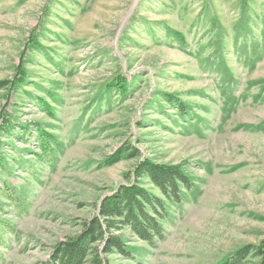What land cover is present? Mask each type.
<instances>
[{
	"label": "rangeland",
	"instance_id": "374dc122",
	"mask_svg": "<svg viewBox=\"0 0 264 264\" xmlns=\"http://www.w3.org/2000/svg\"><path fill=\"white\" fill-rule=\"evenodd\" d=\"M4 111L0 264L46 260L143 158L194 187L110 264H219L264 238V0H0Z\"/></svg>",
	"mask_w": 264,
	"mask_h": 264
},
{
	"label": "trees",
	"instance_id": "16d2710c",
	"mask_svg": "<svg viewBox=\"0 0 264 264\" xmlns=\"http://www.w3.org/2000/svg\"><path fill=\"white\" fill-rule=\"evenodd\" d=\"M118 81L115 88L125 92L123 81ZM11 118L5 111L0 113V133L11 128ZM39 142L44 148L48 146L45 135ZM121 151L127 152L130 158L139 155L128 143ZM130 174L128 182L119 184L101 199L96 213L81 223L79 231L56 243L48 258L38 264H110L107 256L113 251L131 258L133 255L122 238L123 229L148 244L162 240L165 231L161 223L168 215L165 201L180 203L183 192L193 189L194 183L180 168L160 165L146 158L141 159ZM142 178H147L163 199L143 188L139 181ZM16 204L21 206L20 199ZM248 258L254 259L255 264H264V238L258 246L239 248L219 264H242Z\"/></svg>",
	"mask_w": 264,
	"mask_h": 264
}]
</instances>
